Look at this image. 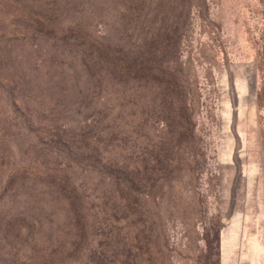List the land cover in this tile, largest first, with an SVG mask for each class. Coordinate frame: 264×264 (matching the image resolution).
Returning a JSON list of instances; mask_svg holds the SVG:
<instances>
[{
    "label": "rangeland",
    "instance_id": "obj_1",
    "mask_svg": "<svg viewBox=\"0 0 264 264\" xmlns=\"http://www.w3.org/2000/svg\"><path fill=\"white\" fill-rule=\"evenodd\" d=\"M124 1L0 3V264H264V0H152L130 25ZM125 34L168 39L173 83L92 70L88 42ZM94 148L137 170L138 212Z\"/></svg>",
    "mask_w": 264,
    "mask_h": 264
},
{
    "label": "trees",
    "instance_id": "obj_2",
    "mask_svg": "<svg viewBox=\"0 0 264 264\" xmlns=\"http://www.w3.org/2000/svg\"><path fill=\"white\" fill-rule=\"evenodd\" d=\"M18 1L19 0H0V3L4 6V4L12 5V2ZM151 1L152 0H125L123 2V7L128 16V18L126 19V24L130 25L137 19L142 18L141 14L148 9V5L151 3ZM47 7L49 8L50 5ZM15 12L19 17H22L25 20L36 22L38 24L51 22L50 16L42 12L35 13L32 10L25 13L22 9L18 8ZM61 30L67 35L70 34L71 36H78L81 38L83 37V34L79 32V29L77 31L75 29L73 30L71 26H67L66 28L62 27ZM130 32H133V29H128V33ZM127 35L128 34H125V36ZM128 40L130 42V46H126V50H124L121 46H115L116 48H111L108 44L88 42V47L91 48V52H89V55L91 54L90 59L92 70L94 72H102V76L106 77V71L108 69L107 65H110V68L107 72L109 78L112 80V85L113 82H116L117 84L122 86L130 81H134L135 83L139 79L145 80V87H150L151 82L156 83L158 86L165 85V87L166 85L173 83L171 79L167 78V76L169 75V73H167L166 71L168 70L167 64L171 59L169 58L170 51L167 49L169 43L166 37H164V40L160 41L159 43L154 40V37H152L151 34L144 36L142 39H136L137 41L134 38L132 39L131 36L128 35ZM81 41L83 42V40ZM134 45L138 47V51L134 49ZM173 45L175 46V43L171 44L170 47L172 48ZM132 50L134 56L128 55V53ZM156 50H158L159 54L156 53ZM113 52L115 53V56L113 55ZM136 52L137 54L135 55ZM106 53L112 54L111 60H109V58L105 56ZM88 68L89 64H87V69ZM93 74L94 73H92V75ZM129 89L130 90L128 91L132 92L133 94V88L131 87ZM168 98L169 97L166 94L162 103L164 104V102ZM78 134L79 133H77V135ZM79 135L81 137L80 139H74L76 135L74 136L73 133H71L69 136L71 138V143L75 148L73 157L77 158L79 155L78 150L82 147V145L87 146L85 140H90V135H86L83 133H80ZM62 140L68 143L67 140ZM94 150L92 151L91 149L90 154L85 156V159L89 160V162L94 161V168H96L98 171L104 170L108 179L111 178L116 186H121L124 192L123 194H120V197L124 199L123 202L125 204V207L131 212H138L139 208L137 206H140V203L137 199V194L141 191L143 192V190L138 188L139 184L142 183V181L141 178L137 176V170L135 168L131 170L116 169L115 166L117 165V162H110L105 156L100 155L95 148ZM82 157L83 154H81L79 159H81ZM88 157L91 158L92 161ZM132 206L135 207V209H133Z\"/></svg>",
    "mask_w": 264,
    "mask_h": 264
}]
</instances>
